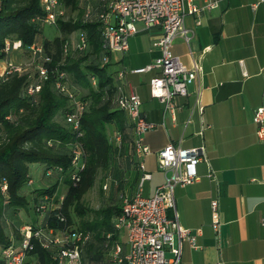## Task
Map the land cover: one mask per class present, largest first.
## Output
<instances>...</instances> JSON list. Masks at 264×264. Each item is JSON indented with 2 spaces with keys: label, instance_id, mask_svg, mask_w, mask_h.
Wrapping results in <instances>:
<instances>
[{
  "label": "crops",
  "instance_id": "crops-1",
  "mask_svg": "<svg viewBox=\"0 0 264 264\" xmlns=\"http://www.w3.org/2000/svg\"><path fill=\"white\" fill-rule=\"evenodd\" d=\"M192 1L199 6L205 3ZM82 2L91 7L93 19L104 9L101 0ZM184 27L189 32L188 42L178 35L170 51L186 66L198 61L201 71L189 84L187 95L175 97L174 120L164 113L163 104L150 95L149 80L156 70L133 72L160 55L153 41L161 28L138 24L139 30L128 38L127 50L111 56L117 88L127 93L128 84H132L139 94L142 114L158 125L143 135L148 153L136 152L133 123L126 111L119 110L117 119L108 125L110 140L114 138L119 143L118 136L122 139L123 134L128 138L116 144L117 153L103 173V189L110 191L103 205L120 209L123 199L132 197L140 183L142 195L152 196L164 180L158 151L167 143L183 148L203 146L206 160L196 165L199 180L174 189L178 223L190 230L198 245L194 248L183 243L180 264H264V140L258 138L257 125L252 120L254 111L264 106V2L216 0L213 8L186 15ZM79 32L80 29L73 32L76 40ZM120 71L122 77L118 75ZM33 165L31 171L37 172L38 165ZM39 167L40 187L53 184L56 179L45 177L43 166ZM143 172L150 177L141 182ZM31 180L34 183L32 177ZM64 192L63 182L58 181L54 195L60 197ZM213 199L218 201V233L211 227ZM16 210H6V219L15 217ZM31 217L25 224L40 221L37 214ZM22 225L15 228L19 231ZM7 236L13 245L20 246L18 234L14 239L12 234ZM115 240L124 254L128 250L125 232H117ZM103 255L101 264H128L114 260L113 246ZM27 258L26 264H36L33 258Z\"/></svg>",
  "mask_w": 264,
  "mask_h": 264
},
{
  "label": "trees",
  "instance_id": "trees-1",
  "mask_svg": "<svg viewBox=\"0 0 264 264\" xmlns=\"http://www.w3.org/2000/svg\"><path fill=\"white\" fill-rule=\"evenodd\" d=\"M63 2L73 9L79 8L78 17L68 21L60 19L59 35L48 39L42 36V24L32 20L42 12L39 0H0V52L7 36H16L28 51L32 45L41 48L32 53V70L24 67L0 77V186L3 179L7 181V190L3 192L0 188V251L11 244L4 232L5 211L24 208L40 217V221L31 222L34 230L87 232L89 238L80 247L81 264H101L103 251H109L117 237L112 217L118 215L120 209L117 206L90 208L83 196L93 185L97 172L103 170L104 173L117 153L107 129L118 117L120 109L116 98L119 93L114 82L112 57L101 66L102 58L110 53L103 47L99 22L92 14L84 17L86 5L81 0ZM77 29L86 32L87 48H69L65 52L67 36ZM46 57L49 60H45ZM37 64L47 68V75L39 90L27 95V86L37 79ZM60 71L65 72L68 82L72 78L76 86L71 84L70 88L85 105L78 130L66 119L73 107L71 98L55 87ZM91 77L96 78V87ZM7 115L11 117L7 119ZM127 138V134H123L121 142ZM75 147L83 152L79 169L71 163ZM35 163L43 166L45 177L56 180L49 186L25 193V186L32 184L29 183L30 166ZM58 181L65 186L62 200L54 195ZM42 204L48 207L44 211L38 209ZM108 232L112 234L110 237L106 236ZM44 241V237L32 235L27 257L33 258L36 264H59L56 254L61 245L51 243L45 247Z\"/></svg>",
  "mask_w": 264,
  "mask_h": 264
},
{
  "label": "built area",
  "instance_id": "built-area-1",
  "mask_svg": "<svg viewBox=\"0 0 264 264\" xmlns=\"http://www.w3.org/2000/svg\"><path fill=\"white\" fill-rule=\"evenodd\" d=\"M104 2V9L97 13L96 19L101 27L103 47L110 55L116 52H123L128 48V38L136 33L138 24L143 28L159 26L161 33L153 41V45L160 50V55L154 61L144 67L134 69V73H145L156 70V73L149 80V92L157 98L164 108V113H168L172 120L175 119L176 96H185L188 93V86L199 75L201 66L198 61L186 66L179 57L173 55L170 47L174 38L182 36L186 42L189 40V32L184 27L185 16L188 14H200L202 11L211 9L216 5V0H205L204 5H197L192 0H101ZM264 2V0H260ZM41 13L35 15L32 20L40 22L42 26H57L60 19H64L65 7L63 0H39ZM91 7H86L85 18L90 16ZM199 24L200 22L197 21ZM5 52L10 49H19L21 41L13 42L12 45L6 43ZM88 46V37L85 31L80 30L78 38L70 47L67 43L64 46L66 52L69 48L84 50ZM32 53L41 51V48L32 45ZM1 54V52H0ZM110 55L102 58L101 66L110 61ZM45 60H49L48 57ZM9 62V61H8ZM37 79L31 82L25 93L35 94L41 82L47 75V68L37 64ZM23 67H14L6 64L0 77L10 74L13 71H21ZM120 77L123 72H118ZM93 86L96 85V78L91 77ZM55 87L60 92L68 94L73 102L72 111L66 115L67 121L74 130L79 129V117L85 108L79 97L74 94L69 86L67 75L60 71L55 81ZM116 98L117 107L126 111L133 123V145L136 152L148 153L149 149L143 143V135L155 128L158 124L145 118L141 111V100L135 87L128 84V92L122 93ZM11 115H7L9 119ZM257 125L256 134L259 139L264 140V106L258 107L252 117ZM163 123V122H162ZM78 135H81L78 132ZM119 139V138H118ZM71 163L77 168H82V149L75 147L73 150ZM206 160L203 146L183 148L180 145L167 143L158 151V166L163 172L164 180L155 189L152 196H144L141 193V183L135 194L130 198H124L120 207V212L113 221L114 231L125 232L128 250L122 254L121 244L116 240L113 244V258L119 262L128 264H180L183 243L188 242L191 247H198L195 237L190 230L180 226L175 214L176 186H185L199 180L196 172V165L200 161ZM140 168L143 166L140 164ZM51 172L47 171V175ZM211 176V174H208ZM150 177V174L143 172L141 182ZM29 183L32 180L29 179ZM1 191L7 190V181L1 182ZM60 196V200H62ZM48 207L45 204L39 206V210L44 211ZM212 229L218 233L220 226L218 201L211 200ZM172 211V217L169 216ZM261 226L264 228V216L261 218ZM22 234L20 246L16 247L12 243L3 247L0 251V264H26L27 250L31 248L30 238L44 237L43 245L59 244L56 259L59 264H81V245L88 240L87 232L71 229L67 232H55L52 229H33L31 224H24L19 228ZM46 233L49 235H46ZM57 234V235H54ZM112 234L108 232L107 237ZM213 264H222L216 261Z\"/></svg>",
  "mask_w": 264,
  "mask_h": 264
},
{
  "label": "rangeland",
  "instance_id": "rangeland-1",
  "mask_svg": "<svg viewBox=\"0 0 264 264\" xmlns=\"http://www.w3.org/2000/svg\"><path fill=\"white\" fill-rule=\"evenodd\" d=\"M64 7H65V16L63 19L64 21H68L71 19L73 20L76 17H78L79 8L73 9L70 5H66V4L64 5ZM56 35H59L57 26L56 27L52 26V25H44L43 26L42 36L44 38L52 39ZM19 40L20 39H18L16 36H7L4 39V46L1 48L2 54H0V71H2L3 68L6 66V64H8L9 62L14 67H20V68L26 67L27 70H32L34 64H32V52H31L32 50L31 49H29V51H28V49L21 46V47H19V49H10L8 51V53L5 52V48L7 46L6 43H9L12 45L13 42H17ZM67 41L70 44V47H72L73 44H75L76 37L74 36L73 32L67 36ZM21 43H22V41H21ZM71 84L74 85L73 80L70 77L69 78V86ZM74 86H76V85H74ZM95 87H96V85H95ZM78 90H80V88ZM78 90H76V91H78ZM118 138L120 139L119 143L121 144L120 136H118ZM111 142L114 146H116V144H119V143H117L118 140H115L114 138L111 139ZM35 164L38 165V169H37L38 171L34 172V171H31V169H30V175H31L32 179L34 180V183H32L31 185L25 186V193H27L28 191H31L35 188L40 187V182H38V180L40 178L39 172L41 169H40L38 163H35ZM30 167H32V169H33L35 166L31 165ZM104 181H105V177L103 175V170H99L95 176L93 185L88 189V191L83 196V201L88 207L99 208L101 206H104L103 205L104 203H107V200L109 199L110 191L107 192L103 189V182ZM115 203H118V200H115ZM30 206H31V203H29L28 207H30ZM34 214L35 213L32 210L28 211L24 208H17L16 215L14 214L15 217H13L12 219L7 220L6 219L7 217L3 216L4 228H6L4 230L5 234L6 235L12 234L13 239H14L15 235L18 234V242L15 240V243L17 242L19 244L21 242V239H22V234L20 233V231H18L15 228V225L18 226V224H20V223H22V224H25L26 222L28 223L29 222L28 220H30L28 218L30 216L33 217ZM78 225H79L78 223H75V226H78ZM46 235H48V234L46 233ZM54 235H57V234H54ZM27 260H28V258H27ZM28 264H30V263H28Z\"/></svg>",
  "mask_w": 264,
  "mask_h": 264
}]
</instances>
